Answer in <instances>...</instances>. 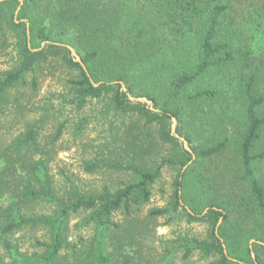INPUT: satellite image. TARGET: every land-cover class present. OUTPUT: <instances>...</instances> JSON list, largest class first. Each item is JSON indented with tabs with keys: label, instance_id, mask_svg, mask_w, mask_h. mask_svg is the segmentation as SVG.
Wrapping results in <instances>:
<instances>
[{
	"label": "trees",
	"instance_id": "obj_1",
	"mask_svg": "<svg viewBox=\"0 0 264 264\" xmlns=\"http://www.w3.org/2000/svg\"><path fill=\"white\" fill-rule=\"evenodd\" d=\"M59 23L67 25V37L56 39ZM11 46L16 63L0 74V115L9 93L56 59L75 72L68 103L77 111L108 98L114 113L155 125L156 140L176 153L151 165L104 164L132 177L115 191L87 193L70 182L59 190L51 151L69 120L57 126L49 148L39 140L44 117L28 123L8 144L0 141V200H10L0 208V264H175L195 254L209 264H264V182L256 175L264 162V0H6L0 59ZM122 84L160 111L130 101ZM31 87L37 90L35 77ZM173 118L212 130L211 142L179 150ZM88 124L84 117L78 128ZM200 160L208 165L192 180L205 200L198 211L185 190ZM167 166L180 167L168 204L140 216ZM40 205L50 210L40 212ZM119 213L121 223L114 221ZM159 219L170 227L207 225V237L179 234L156 247Z\"/></svg>",
	"mask_w": 264,
	"mask_h": 264
},
{
	"label": "rangeland",
	"instance_id": "obj_2",
	"mask_svg": "<svg viewBox=\"0 0 264 264\" xmlns=\"http://www.w3.org/2000/svg\"><path fill=\"white\" fill-rule=\"evenodd\" d=\"M44 1L57 4V0ZM67 30V25L59 23L53 37L56 39H61L64 35L67 37ZM14 56L15 48L11 46L8 49V54L0 59V74L15 67ZM74 73L56 59L39 64L35 72L27 76V86H20L9 93L8 101L0 115V141L8 144L24 132L28 123H33L44 117L45 122L42 125L39 140L43 148H49L57 126L69 120L65 133L52 147L51 172L59 190L70 182L87 193L98 192L104 186H109L112 191H115L132 180L131 175L127 172H115L104 168V164L112 163L125 166L144 162L151 165L154 160L159 161L164 157L173 158L176 150L173 147L160 144L158 138L156 140L158 128L155 125L145 127L144 122L138 120L136 116H120L114 113L108 106V98L91 101L85 110L77 111L73 105L68 103L71 98L68 80ZM33 77L37 81L36 91L31 87ZM132 96L150 101L141 93H135ZM156 98L160 99L161 97L156 95ZM49 107H52L53 110L45 111ZM154 110L155 112L160 111L155 108ZM84 117L89 120V124L84 130H80L78 126ZM172 126L173 121L170 124L171 131ZM194 129L195 127L191 123L190 125L176 123L175 132L172 134L178 136L175 137L180 143L179 150H186L182 140L188 143V137L192 142L188 143L190 150L191 147L196 149L205 147L211 142L209 138L212 135V130ZM224 134L222 131L220 136ZM89 164H99L101 168L90 173L85 169ZM207 165V162L200 160L193 166L189 186L185 190L190 199L189 204L194 201V207L198 211L205 206V200L200 197L198 189L192 188L196 186L193 185L192 180H197L199 175L204 173V167ZM179 168L167 166L163 169L160 180L153 187L151 202L142 208L140 216L143 217L150 210L163 208L168 204L173 192L174 181L179 174ZM187 169L188 167H185L182 172ZM256 175L264 182V162L259 163ZM9 203L8 198L0 200V208L6 207ZM37 210L48 212L50 205H40ZM124 218L123 214L119 213L114 216V221L121 223ZM75 223L76 221L73 222V224ZM155 225L152 233L156 239V247H159L158 243L161 242L171 245L173 239L179 234L205 239L208 233V226L201 223L190 226L182 223L179 227H170L166 219H159ZM245 225L252 228L253 223L249 222ZM253 242L254 240L250 241V247ZM261 258L264 263V257L261 256ZM210 262L211 260L195 254L186 261L178 256L175 264H209Z\"/></svg>",
	"mask_w": 264,
	"mask_h": 264
},
{
	"label": "water",
	"instance_id": "obj_3",
	"mask_svg": "<svg viewBox=\"0 0 264 264\" xmlns=\"http://www.w3.org/2000/svg\"><path fill=\"white\" fill-rule=\"evenodd\" d=\"M4 1H6V0H0V3H1V2H4ZM21 5H22V2H21ZM19 11H20V7L18 8V11H17L16 15L19 13ZM66 47L70 50L71 55H72V57L74 58V61L77 62V63H79V64L83 67V69L86 70V67H85L84 63L82 62V59H81V58L79 57V55L77 54L76 50H74V49L71 48L70 46H66ZM122 90H123L124 92L127 93L128 98H129L130 101H132V102H142V103H145V104H147L148 106H150V108H151L152 110H154V108H153V103H152V102L147 101V100H145V99H137V98H134V97L128 92V90L125 88L124 84H122ZM154 111H155V110H154ZM172 121H173L172 133L174 134V132H175V126H176L177 121H176L175 118H173ZM174 136L178 137L177 135H174ZM182 141L184 142V145H185L186 150H188L189 152H192V151L190 150V148L188 147V143H187L185 140H182ZM220 223H221V221H220ZM252 256H253V258H255V255L253 254V252H252Z\"/></svg>",
	"mask_w": 264,
	"mask_h": 264
}]
</instances>
